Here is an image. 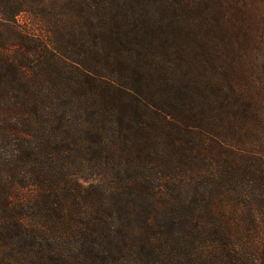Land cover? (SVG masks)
<instances>
[{
  "label": "trees",
  "instance_id": "1",
  "mask_svg": "<svg viewBox=\"0 0 264 264\" xmlns=\"http://www.w3.org/2000/svg\"><path fill=\"white\" fill-rule=\"evenodd\" d=\"M0 264H264V0H0Z\"/></svg>",
  "mask_w": 264,
  "mask_h": 264
},
{
  "label": "rangeland",
  "instance_id": "2",
  "mask_svg": "<svg viewBox=\"0 0 264 264\" xmlns=\"http://www.w3.org/2000/svg\"><path fill=\"white\" fill-rule=\"evenodd\" d=\"M16 23L22 27H25V28H30L31 27V22H30V19H29V16L27 14H21V15H18L16 17ZM34 34H39L38 32H36L35 30H32Z\"/></svg>",
  "mask_w": 264,
  "mask_h": 264
}]
</instances>
